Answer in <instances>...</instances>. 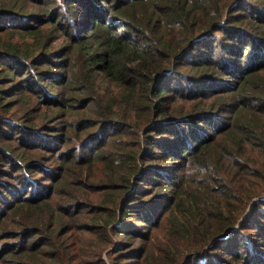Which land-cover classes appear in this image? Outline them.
Wrapping results in <instances>:
<instances>
[{
    "label": "trees",
    "instance_id": "obj_1",
    "mask_svg": "<svg viewBox=\"0 0 264 264\" xmlns=\"http://www.w3.org/2000/svg\"><path fill=\"white\" fill-rule=\"evenodd\" d=\"M257 201L264 0H0V264H264Z\"/></svg>",
    "mask_w": 264,
    "mask_h": 264
},
{
    "label": "rangeland",
    "instance_id": "obj_2",
    "mask_svg": "<svg viewBox=\"0 0 264 264\" xmlns=\"http://www.w3.org/2000/svg\"><path fill=\"white\" fill-rule=\"evenodd\" d=\"M248 12L250 13V9L248 10ZM179 132V130H178ZM173 148L176 147V145L172 146ZM153 148H155L156 153H160L161 152V148L159 146H154ZM159 162L165 164L162 166L163 169H169L168 166H173L170 165L169 160L167 159L166 161H161L159 160ZM179 172H176L175 175H179ZM259 203L262 204V206H258V201L255 204H251L249 209L246 214L241 218L242 219V232H244V237L241 236L240 238H236L237 240L241 239V244L243 248H245L246 250H248V248L245 246L246 244H243V240L244 243H247L249 245L251 244H255V246L251 247V252H253L254 249L257 248V250L259 251L257 253V255L259 256V253H264V248H262V244L264 243V201L261 202L259 201ZM159 204V203H158ZM246 216V217H245ZM139 226L138 232L141 231H147L148 230V226L145 225L144 223L140 222L137 223ZM136 224V226H137ZM117 225V223H116ZM238 229V225H236L235 230ZM235 230L233 231V233L235 232ZM239 230V229H238ZM159 233V230H158ZM231 233V235L233 234ZM137 240H133V243L131 245H129V248H133V249H137L138 243L140 241V233H137ZM162 235V230L160 229V234L159 236ZM82 239L80 240H76L73 243H71V246H74L77 248L83 246L85 248V250H92V249H96V250H101L102 252V257L103 259H106L107 262H109V264H113L114 262V256L115 253L113 252V249H117V248H121V244H118V242H116L117 240V235L114 233V238H116V240H114V244L112 245H106V244H97L96 241L92 242V238H91V234L88 232H84L81 235ZM246 236V237H245ZM119 238V237H118ZM122 238V237H120ZM234 238H231V240ZM243 239V240H242ZM157 240L154 236L152 237V239H150L147 244L152 243L153 241ZM236 240V241H237ZM233 241V240H232ZM107 249H111V253L107 252ZM107 252V253H106ZM95 258L94 255H88L87 257H85V259H83L82 262H80V264H83L85 262H88L89 260H93ZM202 259V258H200ZM120 264H135L136 263V258L135 259H131L130 257H128V259H122L120 260ZM98 264H104L102 263V261H99Z\"/></svg>",
    "mask_w": 264,
    "mask_h": 264
},
{
    "label": "water",
    "instance_id": "obj_3",
    "mask_svg": "<svg viewBox=\"0 0 264 264\" xmlns=\"http://www.w3.org/2000/svg\"><path fill=\"white\" fill-rule=\"evenodd\" d=\"M195 257H196V259L198 258V253L197 252L195 253Z\"/></svg>",
    "mask_w": 264,
    "mask_h": 264
}]
</instances>
